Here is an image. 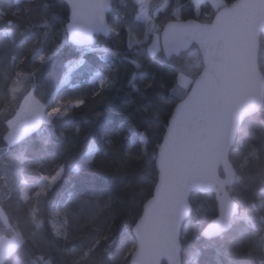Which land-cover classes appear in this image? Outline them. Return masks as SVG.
<instances>
[{
  "label": "trees",
  "instance_id": "16d2710c",
  "mask_svg": "<svg viewBox=\"0 0 264 264\" xmlns=\"http://www.w3.org/2000/svg\"><path fill=\"white\" fill-rule=\"evenodd\" d=\"M147 9L161 29L172 19L208 22L219 7L149 0ZM137 11L134 0H112L109 35L76 47L67 41L63 0H0V237L18 238L3 264H128L132 227L157 181V147L190 86L177 77L194 79L202 67L195 45L169 59L160 48L151 53L150 25ZM258 64L264 77V34ZM29 92L58 111L9 144L7 122ZM92 143L91 157L77 166ZM229 160L239 213L229 231L204 239L216 201L211 192H192L181 264H264V102L242 122Z\"/></svg>",
  "mask_w": 264,
  "mask_h": 264
},
{
  "label": "water",
  "instance_id": "95a60500",
  "mask_svg": "<svg viewBox=\"0 0 264 264\" xmlns=\"http://www.w3.org/2000/svg\"><path fill=\"white\" fill-rule=\"evenodd\" d=\"M63 1L69 10L64 29L70 44L92 46L97 36L109 35L112 0ZM261 34L264 0H234L208 22L172 19L162 26L164 57L195 45L202 67L173 107L157 147V181L132 227L135 244L128 264H181V226L191 214L194 191L211 192L216 201L217 214L201 237L215 239L230 230L239 205L228 190L237 176L229 151L244 119L264 102Z\"/></svg>",
  "mask_w": 264,
  "mask_h": 264
},
{
  "label": "rangeland",
  "instance_id": "374dc122",
  "mask_svg": "<svg viewBox=\"0 0 264 264\" xmlns=\"http://www.w3.org/2000/svg\"><path fill=\"white\" fill-rule=\"evenodd\" d=\"M137 4V15L136 17L139 20H142L144 22H147L150 25L151 28V40L148 46V50L152 53L153 51H157L160 48L159 43V33H160V26L153 23L152 18L148 15V1L149 0H134ZM195 7L197 8L199 3L203 0H192ZM211 1V0H210ZM217 1V0H214ZM165 6V3L159 7L155 12L154 16L157 15V12L163 9ZM224 6V3L222 0H218V7ZM217 7V6H216ZM194 54V52H193ZM192 54V56H194ZM112 52H106L104 54L105 57L112 56ZM190 75V74H189ZM189 75H178L177 80L178 82L185 88H188V86L191 84L193 78ZM66 76V75H65ZM58 111L57 108L47 110L44 105L39 103L31 92H29L22 100L16 115L11 119L12 124L11 126L8 124V133L6 136L9 135V132L12 133L11 138L16 142L26 134H28L30 131L38 127L39 124L45 122L48 123L52 116ZM7 143L8 140L6 139ZM94 151V144H90L87 151L81 156L79 159L77 166L84 165L89 158L91 157L92 153ZM59 173V172H57ZM57 173L52 176L48 182L52 184L57 178Z\"/></svg>",
  "mask_w": 264,
  "mask_h": 264
},
{
  "label": "crops",
  "instance_id": "0c3cea01",
  "mask_svg": "<svg viewBox=\"0 0 264 264\" xmlns=\"http://www.w3.org/2000/svg\"><path fill=\"white\" fill-rule=\"evenodd\" d=\"M207 1H209V3L214 8L218 6V0L217 1L207 0ZM17 243H18V238L14 234L11 235L10 237H6V236L0 237V261H3V259L14 250Z\"/></svg>",
  "mask_w": 264,
  "mask_h": 264
},
{
  "label": "snow or ice",
  "instance_id": "6c2138e0",
  "mask_svg": "<svg viewBox=\"0 0 264 264\" xmlns=\"http://www.w3.org/2000/svg\"><path fill=\"white\" fill-rule=\"evenodd\" d=\"M153 54H155V51H153ZM137 67H139V65H137ZM13 91H15V89H13ZM8 124L11 126L12 121L9 120V121H8ZM11 136H12V133L9 132V135L6 136V137L4 138V139H7V140H8V143H9V144L14 143V140L11 138ZM58 175H59V173H57V176H58ZM27 198H28V197L25 196V199H27ZM32 219H33V222H34L35 225H36V228L39 229V228L41 227V223H40V221L36 218V216H35L34 213L32 214ZM53 227H54V229H55V234H56L57 236L64 235V233L61 232L60 227H56L55 225H54ZM222 230H223V229H220V231H222ZM21 241H22V237H21ZM0 264H3V262L0 261Z\"/></svg>",
  "mask_w": 264,
  "mask_h": 264
}]
</instances>
